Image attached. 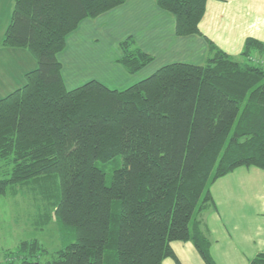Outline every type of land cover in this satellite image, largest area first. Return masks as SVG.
Segmentation results:
<instances>
[{
  "label": "trees",
  "instance_id": "1",
  "mask_svg": "<svg viewBox=\"0 0 264 264\" xmlns=\"http://www.w3.org/2000/svg\"><path fill=\"white\" fill-rule=\"evenodd\" d=\"M128 0H14L1 46L27 50L37 68L0 97V197L9 189L48 202L64 247L42 263L22 242L0 264H162L191 242L216 264L196 217L210 188L240 167L264 170V43L235 57L205 38L204 64L175 62L119 90L90 80L67 88L58 56L85 20ZM208 0H156L178 37L203 36ZM118 60L136 74L154 61L133 36ZM121 159L107 185L106 166ZM54 210V211H53ZM53 211V212H52ZM251 264H264V253Z\"/></svg>",
  "mask_w": 264,
  "mask_h": 264
},
{
  "label": "crops",
  "instance_id": "2",
  "mask_svg": "<svg viewBox=\"0 0 264 264\" xmlns=\"http://www.w3.org/2000/svg\"><path fill=\"white\" fill-rule=\"evenodd\" d=\"M13 10L14 0H0V18H7L0 27V44ZM109 13L113 17L106 19ZM199 27L203 36L178 37L174 16L160 9L156 0H128L97 19L83 21L69 35L58 56L65 84L72 89L81 81L107 84L111 79L114 89L122 90L167 64L202 65L209 54L205 38L238 57L248 38L264 43V0H208ZM129 36L155 58L136 74L118 63L119 45ZM5 49L15 57L14 63L0 57V94L9 95L24 85L25 74L37 68V61L25 49L0 45V52ZM252 58L264 67L258 53ZM12 65L15 71L7 70ZM210 191L215 207L199 214L196 223L211 242V257L216 264H251L264 253V170L240 167L218 179ZM172 247L177 260L167 258L162 264H206L193 243L175 242Z\"/></svg>",
  "mask_w": 264,
  "mask_h": 264
},
{
  "label": "rangeland",
  "instance_id": "3",
  "mask_svg": "<svg viewBox=\"0 0 264 264\" xmlns=\"http://www.w3.org/2000/svg\"><path fill=\"white\" fill-rule=\"evenodd\" d=\"M112 17L113 15L109 13L105 18L111 19ZM6 19L0 18V27L3 26ZM82 36L80 34V37ZM106 42L109 43V39H106ZM108 53H111V49L108 50ZM0 57L9 59L13 63L15 61V57L7 49L0 52ZM254 61L257 62L255 59ZM6 67L7 70L15 71L16 65ZM86 82L81 81L74 84V88ZM111 82V79L106 80L107 84L105 85L114 89ZM3 95L8 94L2 93L0 97H5ZM100 166L105 168L107 185H110L114 170L122 166V163L119 158L117 162L106 166L100 164ZM48 210V202L43 201L35 192L21 190L20 187L15 190L9 189L7 195L0 197V263H4L7 254L18 250L20 244L25 241L39 243L37 257L42 263L49 262L55 257L64 245L55 216L53 213L50 214V218H47L48 215L46 216Z\"/></svg>",
  "mask_w": 264,
  "mask_h": 264
}]
</instances>
